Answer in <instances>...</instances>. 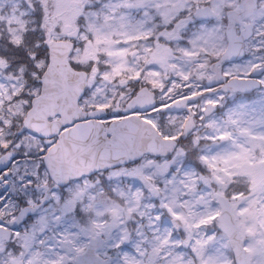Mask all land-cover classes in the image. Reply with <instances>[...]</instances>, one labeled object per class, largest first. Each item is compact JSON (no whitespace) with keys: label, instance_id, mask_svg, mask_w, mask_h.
Listing matches in <instances>:
<instances>
[{"label":"snow or ice","instance_id":"1","mask_svg":"<svg viewBox=\"0 0 264 264\" xmlns=\"http://www.w3.org/2000/svg\"><path fill=\"white\" fill-rule=\"evenodd\" d=\"M0 264H264V0H0Z\"/></svg>","mask_w":264,"mask_h":264}]
</instances>
